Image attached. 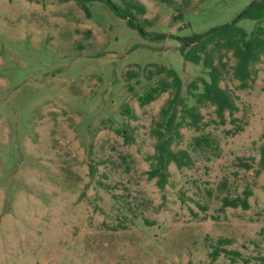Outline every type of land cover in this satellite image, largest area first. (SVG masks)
<instances>
[{
	"label": "rangeland",
	"instance_id": "1",
	"mask_svg": "<svg viewBox=\"0 0 264 264\" xmlns=\"http://www.w3.org/2000/svg\"><path fill=\"white\" fill-rule=\"evenodd\" d=\"M140 1L148 32L185 37L234 21L255 0ZM87 9L0 0V264H264V58L247 89L232 75L222 81L238 106L225 124L205 107L206 127L182 129L179 148L194 165L170 166L162 190L146 173L170 93L143 107L138 96L158 80H148L152 64L173 68L184 91L205 70L184 61L177 40L143 37L105 2ZM238 26L251 32L264 20ZM205 134L216 151H192ZM245 192L249 210L222 207ZM219 238L241 257L212 262Z\"/></svg>",
	"mask_w": 264,
	"mask_h": 264
},
{
	"label": "trees",
	"instance_id": "2",
	"mask_svg": "<svg viewBox=\"0 0 264 264\" xmlns=\"http://www.w3.org/2000/svg\"><path fill=\"white\" fill-rule=\"evenodd\" d=\"M66 1V0H64ZM88 14L87 3L92 1L105 2L114 13L125 20L127 25L138 31L143 37H150L153 41H163L168 38L177 40L180 44L179 51L186 63L201 65L206 77H199L191 81L186 91L184 83L179 74L164 65L152 64L155 70H151L148 80L157 82L148 86L147 90L138 96L140 106H146L156 101L162 94L170 93V97L162 106L159 120L152 129V135L157 139L154 153L148 156L150 169L147 171L149 180H155L156 185L164 190L171 177L170 166L175 165L177 169L191 168L194 165L192 152L188 149L179 148L182 141L183 128L200 131L207 124L204 123L202 108L214 107L215 114L220 124L226 123V113L233 117L238 111L236 98L232 91L222 86L226 75H232L233 79L240 83V89H247L255 80L258 72L255 68L264 58V28L257 26L253 31L239 27L238 22L242 19L255 21L264 20V0H255L234 21L216 26L205 33H195L190 36L178 37L166 33H153L147 31V27L153 26V21L145 18L147 7L140 0H119L115 3L111 0H74ZM169 6H175V0H159ZM184 5L188 2L184 0ZM185 8V7H184ZM183 8L179 11L182 12ZM182 15V14H181ZM231 59L235 61L230 64ZM133 77L134 76L133 74ZM131 114L129 108L125 109ZM233 118L232 123H237ZM242 130L236 126L235 130L229 132L237 134ZM124 134L123 131H118ZM129 140V135L124 134ZM213 139L209 134L194 137L190 147L192 151L213 149ZM239 164L246 170L254 169V164L245 162L239 158ZM257 173L264 172V143L260 148ZM252 192H245L244 197L223 198L222 207L250 209L249 197ZM230 238H219L209 256L212 262L217 261L222 255L241 257V253L229 250L232 244ZM264 263V257L256 258ZM189 264H194L190 262Z\"/></svg>",
	"mask_w": 264,
	"mask_h": 264
}]
</instances>
